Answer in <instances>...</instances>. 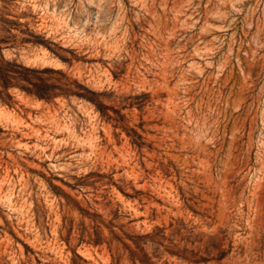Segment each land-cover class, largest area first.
<instances>
[{
    "label": "rangeland",
    "instance_id": "374dc122",
    "mask_svg": "<svg viewBox=\"0 0 264 264\" xmlns=\"http://www.w3.org/2000/svg\"><path fill=\"white\" fill-rule=\"evenodd\" d=\"M0 264H264V0H0Z\"/></svg>",
    "mask_w": 264,
    "mask_h": 264
},
{
    "label": "bare ground",
    "instance_id": "6f19581e",
    "mask_svg": "<svg viewBox=\"0 0 264 264\" xmlns=\"http://www.w3.org/2000/svg\"><path fill=\"white\" fill-rule=\"evenodd\" d=\"M153 10V9H152ZM154 18V17H153ZM44 20V19H43ZM41 24V23H40Z\"/></svg>",
    "mask_w": 264,
    "mask_h": 264
}]
</instances>
